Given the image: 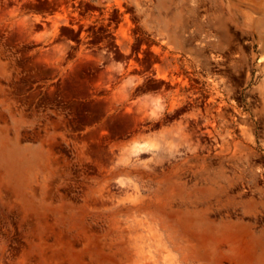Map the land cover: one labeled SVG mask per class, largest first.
<instances>
[{"label": "rangeland", "instance_id": "rangeland-1", "mask_svg": "<svg viewBox=\"0 0 264 264\" xmlns=\"http://www.w3.org/2000/svg\"><path fill=\"white\" fill-rule=\"evenodd\" d=\"M263 245L264 0H0V264Z\"/></svg>", "mask_w": 264, "mask_h": 264}, {"label": "bare ground", "instance_id": "bare-ground-1", "mask_svg": "<svg viewBox=\"0 0 264 264\" xmlns=\"http://www.w3.org/2000/svg\"><path fill=\"white\" fill-rule=\"evenodd\" d=\"M215 184L217 183V182H214ZM217 190L214 188V192H216ZM146 205V204H145ZM159 208V207H158ZM131 209V208H130ZM135 209V208H134ZM145 209V208H144ZM213 211H214V214L215 215H218V214H220V204H219V201L218 200H216V202H215V204L213 205ZM198 212H200V213H202L203 211H199V210H195V211H192V215L193 214H196L197 216L198 215H201V214H199ZM141 213V212H140ZM191 213V212H190ZM213 213V212H212ZM203 214V213H202ZM220 216V215H219ZM214 217V216H213ZM218 219V218H217ZM219 219H220V217H219ZM218 219V220H219ZM150 220H152L153 221V223L154 224H156L157 226H160V227H166L167 229H169L171 232L172 231H175V227H178L180 224L178 223V222H173V221H171V220H169V219H166V218H160V221L159 220H156V219H154V218H151ZM175 221V220H174ZM215 221H212V219L211 220H208V219H204V220H193V221H190L189 220V222H187V227L186 228H196L197 230H208V229H211V228H213V227H215V223H214ZM184 225H186V223H184ZM188 235V234H187ZM188 237V236H187ZM172 240H174V242H175V240H176V237L175 236H173V238H172ZM260 240H261V238H260ZM168 241H171V240H167V242ZM172 242V241H171ZM263 243V242H262ZM162 246H164V245H162ZM262 247V249H264V245L263 246H261ZM262 256V255H261ZM150 258H153V256H150ZM262 258V257H261ZM254 264H264V259H262V260H259L257 263H254Z\"/></svg>", "mask_w": 264, "mask_h": 264}]
</instances>
